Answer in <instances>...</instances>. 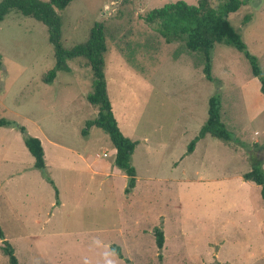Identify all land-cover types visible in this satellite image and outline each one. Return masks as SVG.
<instances>
[{"label": "rangeland", "instance_id": "rangeland-1", "mask_svg": "<svg viewBox=\"0 0 264 264\" xmlns=\"http://www.w3.org/2000/svg\"><path fill=\"white\" fill-rule=\"evenodd\" d=\"M175 1L197 3L72 0L60 13L65 49L102 26L111 112L137 143L126 194L107 135L85 127L97 115L85 99L86 61H67L68 72L43 83L54 65L46 27L15 11L0 21V119L13 123L0 127V230L17 264H264V225L256 227L264 223L263 202L241 178L251 159L264 160V94L232 47L214 44L208 81L200 53L166 44L143 22L149 10ZM241 1L228 20L264 78V0ZM212 96L232 139L207 135L185 154ZM18 126L40 141L43 170L33 167ZM1 247L0 240V264H8Z\"/></svg>", "mask_w": 264, "mask_h": 264}, {"label": "trees", "instance_id": "trees-1", "mask_svg": "<svg viewBox=\"0 0 264 264\" xmlns=\"http://www.w3.org/2000/svg\"><path fill=\"white\" fill-rule=\"evenodd\" d=\"M72 0H0V21L10 12L15 11L23 17H29L46 27L47 41L53 50L54 65L48 70L43 83H50L55 78L56 72H68L67 61L83 58L91 72V92L86 95V101L97 107V115L92 120L85 122L86 129L97 128L104 132L115 150L113 165L121 170L127 183L124 193H128L135 183V170L130 164L131 155L137 145L135 141L123 136L119 131L111 112V106L105 89L103 75L106 52L105 38L102 26L95 23L89 30L84 42L72 46L70 49L62 47L60 42V13ZM244 2L241 0H225L216 8L209 7L208 0H197L195 5H188L183 1L165 3L158 8L149 10L142 20L150 26L166 44L179 41L184 48L193 53H200L203 57L202 73L208 81L210 76L209 54L214 44L230 46L241 53L247 61L250 73L260 84V92L264 94V78L257 64L256 58L249 54L238 32L231 26L228 15L236 12ZM244 17V20H247ZM246 22V21H245ZM13 126L11 121L0 119V127ZM17 131L22 135V142L33 158V167L43 170V149L37 138L26 136L24 128L18 126ZM210 136L222 141H230L232 135L220 122L219 101L217 96H212L207 101L206 119L199 128L197 135L186 146L185 154H190L195 143ZM264 150V147H263ZM263 159H251L250 169L241 175L243 181L252 182L259 188V195L263 202L264 213V172ZM52 184L51 182H49ZM154 240L158 249L163 243V234L154 230ZM2 254L7 258L8 264H17L11 246L4 240L0 230ZM119 258H122L118 249H115Z\"/></svg>", "mask_w": 264, "mask_h": 264}, {"label": "crops", "instance_id": "crops-1", "mask_svg": "<svg viewBox=\"0 0 264 264\" xmlns=\"http://www.w3.org/2000/svg\"><path fill=\"white\" fill-rule=\"evenodd\" d=\"M261 97L264 99L263 96H261ZM253 135H256V132H254ZM43 159H44V154H43ZM44 165H45V163H44ZM262 169H263V172H264V160H263V163H262ZM246 182H248V184H250V186L254 185L252 182H249V181H246ZM254 186H256V185H254ZM263 225H264L263 222H259L258 225H256V227H257V229L260 228V227L262 228Z\"/></svg>", "mask_w": 264, "mask_h": 264}, {"label": "built area", "instance_id": "built-area-1", "mask_svg": "<svg viewBox=\"0 0 264 264\" xmlns=\"http://www.w3.org/2000/svg\"><path fill=\"white\" fill-rule=\"evenodd\" d=\"M103 156H105V154H103Z\"/></svg>", "mask_w": 264, "mask_h": 264}]
</instances>
